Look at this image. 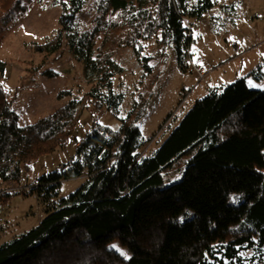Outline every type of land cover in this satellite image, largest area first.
<instances>
[{"label":"trees","instance_id":"16d2710c","mask_svg":"<svg viewBox=\"0 0 264 264\" xmlns=\"http://www.w3.org/2000/svg\"><path fill=\"white\" fill-rule=\"evenodd\" d=\"M34 0H0L3 26L25 16ZM86 0H71L78 12ZM214 0H101L88 29L67 27L72 57L90 89L32 124L13 108L19 92L3 86L0 59V181L19 182L22 164L68 145L85 110L119 113L116 52L161 34L183 70L189 43L187 16L200 17ZM64 6L67 5L64 3ZM57 33L35 49L61 51ZM146 60V58H144ZM44 74L57 75L50 69ZM70 90L59 92L63 97ZM152 91L140 95L119 130L95 120L76 158L43 175L32 191L47 205L35 227L0 246V264H264V90L240 78L198 100L151 155L138 121ZM86 176L68 197L63 180ZM165 176L173 182L167 183ZM119 248L121 250H119Z\"/></svg>","mask_w":264,"mask_h":264},{"label":"rangeland","instance_id":"374dc122","mask_svg":"<svg viewBox=\"0 0 264 264\" xmlns=\"http://www.w3.org/2000/svg\"><path fill=\"white\" fill-rule=\"evenodd\" d=\"M100 1L86 0L73 12L71 0H34L25 16L3 26L0 59L7 65L1 81L10 96L19 90L13 108L20 114V125L53 113L92 86L83 77L82 64L70 53L67 27L88 29ZM186 22L190 32L184 70L174 46L164 45L160 33L140 41L141 54L133 46L119 49L115 60L120 69L113 75L115 92L124 94L119 113L106 107L85 110L67 146L35 158L29 169L22 164L19 182L0 181V246L46 217L47 205L32 187L43 175L60 170L77 157V145L95 120L119 130L140 95L152 91L146 112L138 121L144 143L141 152L151 155L196 102L213 90L240 78L251 88L264 90V0H214L209 10L200 17L187 16ZM57 33L64 36L61 51L48 55L35 49ZM48 69L57 75L44 74ZM63 90L71 94L60 97ZM165 180L170 183L176 179L169 181L165 176ZM85 182V175L63 180L58 198L68 197ZM241 255L244 264H260L249 261L252 250H243Z\"/></svg>","mask_w":264,"mask_h":264},{"label":"built area","instance_id":"2783aa9c","mask_svg":"<svg viewBox=\"0 0 264 264\" xmlns=\"http://www.w3.org/2000/svg\"><path fill=\"white\" fill-rule=\"evenodd\" d=\"M199 71H200V70H199ZM199 71H198V73H200L199 75H200V76H202V73H201V72H199Z\"/></svg>","mask_w":264,"mask_h":264},{"label":"snow or ice","instance_id":"6c2138e0","mask_svg":"<svg viewBox=\"0 0 264 264\" xmlns=\"http://www.w3.org/2000/svg\"><path fill=\"white\" fill-rule=\"evenodd\" d=\"M254 86V85H253Z\"/></svg>","mask_w":264,"mask_h":264}]
</instances>
